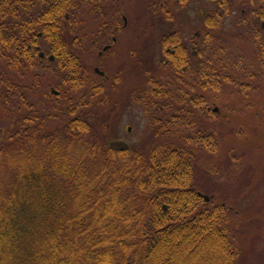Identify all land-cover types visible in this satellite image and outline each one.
<instances>
[{"label": "trees", "instance_id": "1", "mask_svg": "<svg viewBox=\"0 0 264 264\" xmlns=\"http://www.w3.org/2000/svg\"><path fill=\"white\" fill-rule=\"evenodd\" d=\"M80 1L91 0H0V75L48 65L60 78V93L50 90L41 108L31 85L1 80L18 90L23 109L0 126V264H237L232 208L198 193L189 149L156 143L144 153L95 135L82 107L92 100L87 91L104 92L105 83L91 78L64 30ZM163 41L171 50L160 66L176 80L190 53L176 32ZM41 50L55 58L43 60ZM149 80L148 92L137 93L152 105L165 92L157 77ZM202 141L216 145L211 134L198 135Z\"/></svg>", "mask_w": 264, "mask_h": 264}, {"label": "rangeland", "instance_id": "2", "mask_svg": "<svg viewBox=\"0 0 264 264\" xmlns=\"http://www.w3.org/2000/svg\"><path fill=\"white\" fill-rule=\"evenodd\" d=\"M224 1L227 5L222 7L214 0L79 2L64 30L91 78L102 80L95 73L96 66L109 76L104 92L89 95L87 91L92 100L82 107L92 113L88 116L95 135L114 147L130 146L144 153L156 143L189 149L197 189L211 197V206L232 208L230 234L237 264H264V0ZM202 9L218 25L213 27L211 21L208 25L199 16ZM124 15L127 24L116 31L118 40L113 42L109 32L125 24ZM175 30L190 50L193 46L198 50L187 71L174 72L176 80L160 66L167 54L163 39ZM106 44L112 47L101 55ZM4 68L0 126L10 124L23 109L18 90L1 81L6 76L18 85L33 87L34 108L45 105L50 88L60 81L48 65L28 74ZM152 76L165 93L151 105L147 96L138 97L141 93L137 92H148ZM88 88L81 87L75 94ZM72 116L46 118V124L54 127ZM210 134L215 146H206L204 141L196 144L198 135Z\"/></svg>", "mask_w": 264, "mask_h": 264}, {"label": "flooded vegetation", "instance_id": "3", "mask_svg": "<svg viewBox=\"0 0 264 264\" xmlns=\"http://www.w3.org/2000/svg\"><path fill=\"white\" fill-rule=\"evenodd\" d=\"M95 0H91V1H89V2H94ZM88 2V3H89ZM78 6H79V2H78ZM78 9V8H77ZM201 14V15H200ZM204 16L205 17V21H207V23H208V25L210 24V13L209 12H206L205 10H201L200 12H199V16ZM124 19H126V16L124 15ZM126 24H127V20H125V24L122 26V25H119V26H116L113 30H111L110 32H109V35L111 36V38H112V41L113 42H116L117 40H118V38H117V36L115 35L116 34V31H118V30H120V29H122V28H124L125 26H126ZM176 33H178V34H181V33H179V31H177ZM102 35L103 36H106V33H102ZM200 36H201V33L200 32H198V33H196L195 35H194V37H197V39L198 38H200ZM96 41V40H95ZM97 42V41H96ZM196 43V42H195ZM107 46V48L105 49V47ZM109 46H112L111 44H106L105 46H104V48H103V51H101L100 52V54L101 55H103V52L104 51H107L110 47ZM186 50L188 51V52H190V54H189V60H190V58L191 57H195L197 54H198V50H196L195 49V46H193V49H191L190 50V48H189V46L188 45H186ZM171 49L170 48H168L167 49V51L169 52ZM186 69H187V67H184L183 68V70L184 71H186ZM210 73V72H209ZM105 79H107L106 77H104ZM144 89H146V88H144Z\"/></svg>", "mask_w": 264, "mask_h": 264}, {"label": "water", "instance_id": "4", "mask_svg": "<svg viewBox=\"0 0 264 264\" xmlns=\"http://www.w3.org/2000/svg\"><path fill=\"white\" fill-rule=\"evenodd\" d=\"M41 55H44L43 54V52L41 53ZM52 58H53V56H51ZM98 69V68H97ZM53 91H55L54 89H53ZM217 109V108H216ZM206 199L208 200V199H210L208 196H206Z\"/></svg>", "mask_w": 264, "mask_h": 264}]
</instances>
